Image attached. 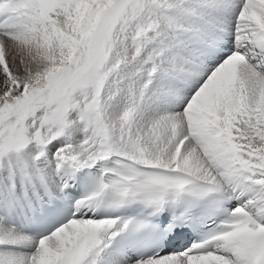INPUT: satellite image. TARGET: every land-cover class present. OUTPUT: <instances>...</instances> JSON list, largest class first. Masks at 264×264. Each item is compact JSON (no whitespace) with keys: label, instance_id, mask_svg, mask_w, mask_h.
Wrapping results in <instances>:
<instances>
[{"label":"snow or ice","instance_id":"6c2138e0","mask_svg":"<svg viewBox=\"0 0 264 264\" xmlns=\"http://www.w3.org/2000/svg\"><path fill=\"white\" fill-rule=\"evenodd\" d=\"M0 264H264V0H0Z\"/></svg>","mask_w":264,"mask_h":264}]
</instances>
